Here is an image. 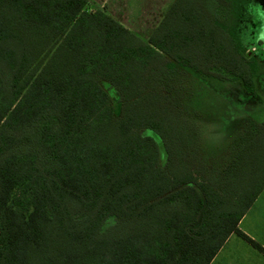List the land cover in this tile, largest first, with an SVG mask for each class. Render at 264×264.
I'll return each instance as SVG.
<instances>
[{
  "label": "trees",
  "instance_id": "16d2710c",
  "mask_svg": "<svg viewBox=\"0 0 264 264\" xmlns=\"http://www.w3.org/2000/svg\"><path fill=\"white\" fill-rule=\"evenodd\" d=\"M255 4L173 0L142 38L86 0H0V264H209L233 233L264 252L238 227L264 119L209 161L180 76L264 105Z\"/></svg>",
  "mask_w": 264,
  "mask_h": 264
},
{
  "label": "rangeland",
  "instance_id": "374dc122",
  "mask_svg": "<svg viewBox=\"0 0 264 264\" xmlns=\"http://www.w3.org/2000/svg\"><path fill=\"white\" fill-rule=\"evenodd\" d=\"M257 1L264 6V0ZM170 2L171 0H164L162 6L165 11ZM143 8L144 11L140 13L137 20L144 23L146 17H152L154 13H157V6L152 10H148L145 6ZM114 10L116 13H121L127 11L128 8L119 6ZM262 10L260 5H254L252 14L254 24H248L245 27L242 37L248 47L252 42L257 44V46H251L250 50L259 63V72L255 81L256 88L264 100V18H262ZM127 13L126 19L132 21V13L130 11ZM140 31L148 32L147 30ZM258 41H262L261 44ZM180 76L184 85L183 97L189 104L187 109L189 112L195 109L196 113H193L196 119L201 120L204 125L202 143L205 154L209 161L220 162L227 152L230 140L237 137L247 121L264 119V105L248 97L240 81L221 82L204 79L188 68L184 69ZM191 99L194 100L193 103Z\"/></svg>",
  "mask_w": 264,
  "mask_h": 264
},
{
  "label": "crops",
  "instance_id": "0c3cea01",
  "mask_svg": "<svg viewBox=\"0 0 264 264\" xmlns=\"http://www.w3.org/2000/svg\"><path fill=\"white\" fill-rule=\"evenodd\" d=\"M88 11L97 9L105 11L111 17L120 22L123 26L138 34L142 38H147L151 31L157 26L165 12L162 4L164 0H86ZM173 0H171L172 2ZM170 2V3H171ZM169 3V4H170ZM127 7V11L115 12V7ZM152 10L157 6L152 17H146L144 23L138 21L140 13L144 7ZM150 7V9H149ZM147 10V9H146ZM147 10V12H149ZM133 15L132 21L126 19L127 12ZM147 30L148 32H141ZM239 229L252 240L259 243L264 248V190L242 216L238 224ZM209 264H264V252L252 246L241 236L231 234L223 246L219 249L215 257Z\"/></svg>",
  "mask_w": 264,
  "mask_h": 264
}]
</instances>
